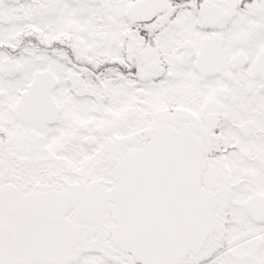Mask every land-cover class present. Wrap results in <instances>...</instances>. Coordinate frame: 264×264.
Instances as JSON below:
<instances>
[{
  "label": "snow or ice",
  "instance_id": "snow-or-ice-1",
  "mask_svg": "<svg viewBox=\"0 0 264 264\" xmlns=\"http://www.w3.org/2000/svg\"><path fill=\"white\" fill-rule=\"evenodd\" d=\"M0 264H264V0H0Z\"/></svg>",
  "mask_w": 264,
  "mask_h": 264
}]
</instances>
